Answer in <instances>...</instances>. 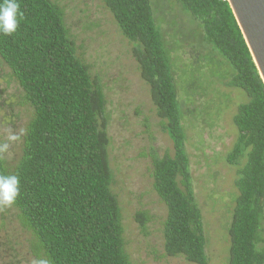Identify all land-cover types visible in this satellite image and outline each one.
<instances>
[{
  "label": "trees",
  "instance_id": "obj_1",
  "mask_svg": "<svg viewBox=\"0 0 264 264\" xmlns=\"http://www.w3.org/2000/svg\"><path fill=\"white\" fill-rule=\"evenodd\" d=\"M98 1L133 44L141 78L172 143V156L150 155L152 188L166 208L164 254L207 264L169 57L170 29L158 22L150 0ZM174 1L188 24L184 39L221 56L231 72L224 86L247 96L232 118L237 137L225 159L239 167L228 264H264V84L227 0ZM18 2L22 16L13 34L0 33V59L33 117L18 163L7 167L0 153V174L20 179V195L12 206L34 237L37 259L49 264H131L121 209L111 192L101 83L91 79L78 59L58 5L50 0ZM197 30L202 32L199 39ZM134 221L146 236L150 216L138 212Z\"/></svg>",
  "mask_w": 264,
  "mask_h": 264
},
{
  "label": "rangeland",
  "instance_id": "obj_2",
  "mask_svg": "<svg viewBox=\"0 0 264 264\" xmlns=\"http://www.w3.org/2000/svg\"><path fill=\"white\" fill-rule=\"evenodd\" d=\"M62 9L78 59L98 79L106 101L108 161L113 174L111 192L122 215L125 251L131 264H190L167 257L163 250L166 208L152 188L150 155H173L172 143L162 131L150 88L141 78L132 55L133 44L120 34L98 0H50ZM155 17L170 29L167 44L182 115L195 201L206 240L207 264H228L229 226L235 206L239 167L225 159L237 130L232 118L247 103L240 89L224 86L231 72L221 56L199 49L184 39L187 21L174 0H150ZM201 30H197L196 39ZM32 108L9 68L0 59V153L13 168L22 155ZM15 136L16 139H11ZM6 145V147H5ZM151 221L143 235L136 213ZM34 237L20 223L13 207L0 206V264H34Z\"/></svg>",
  "mask_w": 264,
  "mask_h": 264
},
{
  "label": "water",
  "instance_id": "obj_3",
  "mask_svg": "<svg viewBox=\"0 0 264 264\" xmlns=\"http://www.w3.org/2000/svg\"><path fill=\"white\" fill-rule=\"evenodd\" d=\"M264 84V0H227Z\"/></svg>",
  "mask_w": 264,
  "mask_h": 264
},
{
  "label": "clouds",
  "instance_id": "obj_4",
  "mask_svg": "<svg viewBox=\"0 0 264 264\" xmlns=\"http://www.w3.org/2000/svg\"><path fill=\"white\" fill-rule=\"evenodd\" d=\"M21 16L18 0H0V33L4 35L13 34L18 28L19 17ZM11 139H16V137L13 136ZM19 195V177L11 174H0V206H12ZM34 264H49V261L37 259Z\"/></svg>",
  "mask_w": 264,
  "mask_h": 264
}]
</instances>
